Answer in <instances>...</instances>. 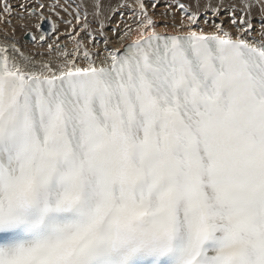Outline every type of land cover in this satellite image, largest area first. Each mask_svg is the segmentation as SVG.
I'll return each mask as SVG.
<instances>
[{
  "label": "snow or ice",
  "instance_id": "6c2138e0",
  "mask_svg": "<svg viewBox=\"0 0 264 264\" xmlns=\"http://www.w3.org/2000/svg\"><path fill=\"white\" fill-rule=\"evenodd\" d=\"M159 6L81 0L72 51L0 50V264H264V0Z\"/></svg>",
  "mask_w": 264,
  "mask_h": 264
},
{
  "label": "bare ground",
  "instance_id": "6f19581e",
  "mask_svg": "<svg viewBox=\"0 0 264 264\" xmlns=\"http://www.w3.org/2000/svg\"><path fill=\"white\" fill-rule=\"evenodd\" d=\"M28 0H15V1H9L7 2L10 4L11 9L14 7L13 3H19L17 6V10L20 11L18 14L12 9V11L8 14L5 15H0V50H2L5 46L8 47V53L10 56L16 57L18 61L23 60V58L20 56V53L22 52L24 56H31L33 57L36 61H41V60H47L51 58V53H53L56 49L57 46L64 44V48H67V50L70 52L73 49L74 46V41H72L70 38V34L73 33V29H80L85 23H88L90 25L89 29H86L85 31H92L93 36H95V29L97 27L96 20L92 16V10L89 8L87 10V20H85V9L83 8H77L76 5L81 3V0H76L78 4L74 5V8H71L69 10V15L66 18L61 17L59 14V6L62 4V0H31L32 3L27 4ZM187 1V0H186ZM49 2V6H48ZM115 2H122V0H114ZM129 4H132L134 0H127ZM150 2H163L166 4L164 7H158L155 9L150 8L149 9V14L151 15L153 12L156 13V16L154 17L158 21L160 20V14L164 12H168L169 15L166 19V23L171 25L173 23L179 24L180 20L183 18V12L180 8L178 7H172L174 4H179L183 3L185 5H188L193 2V0H190L188 2H185L184 0H150ZM202 2H206V0H202ZM226 4L229 5H234L233 7H237L240 3V0H224ZM27 5V11L21 7V4ZM36 3V4H35ZM34 5L30 7L31 5ZM38 5H43V7H38ZM55 5V7H53ZM4 6L3 0H0V9H2ZM66 7L61 6V9H65ZM35 10L38 12L37 15L36 13L32 12ZM26 11V12H25ZM189 12L192 11L191 8L188 9ZM123 12H127V15L123 16V19L126 20L129 24L133 23L134 19H138V17L133 16V10L131 8L121 10V14ZM74 14V17L71 15ZM202 15L205 16L206 19L209 18V14L207 12H202ZM243 13L239 11L237 7L236 12H228L227 15L220 17V19H223L227 21L231 16L233 15H242ZM79 15L80 17V22L79 24L76 21V16ZM45 16H53L56 17L54 20H56V27L57 30L56 32L51 36V37H46V42L42 43L43 38L45 35H43L39 31V26L41 19H43ZM68 17H70L71 25H69L68 22ZM175 18V19H173ZM264 18V13H261L259 8H256L253 10L252 14V20L254 22V27L255 31L251 33V36L249 37L250 40H256L259 41L260 39V32L262 30L260 21L261 19ZM52 19V18H51ZM111 19V18H110ZM120 15L115 16V21L119 22ZM213 21H216L215 17H212ZM8 21V24H5V21ZM59 20L61 21L59 23ZM65 21V22H64ZM186 23V21H185ZM113 23H108L106 24V27L111 28L113 27ZM201 27L205 29L206 32L211 31L207 25H204L203 23L201 24ZM158 31L161 33H164L167 31L168 33L175 34L176 32L179 31V29H173L169 27L168 29H165L163 27L159 28ZM30 32V33H27ZM29 34H32L34 37L33 41H30L27 39V36ZM85 32L82 31L80 32L79 36H77V39L80 38V36H84ZM137 36L133 34L130 38L129 41L136 39ZM88 44V47L91 48L92 44L91 41L88 40L86 41ZM126 41L124 40H119L113 44V47L119 48L122 44H124ZM15 45L16 48L20 50V52L14 51L12 45ZM48 45L55 46L53 47L54 49H49ZM103 45H101L102 47ZM62 48V47H60ZM2 54V53H0Z\"/></svg>",
  "mask_w": 264,
  "mask_h": 264
},
{
  "label": "rangeland",
  "instance_id": "374dc122",
  "mask_svg": "<svg viewBox=\"0 0 264 264\" xmlns=\"http://www.w3.org/2000/svg\"><path fill=\"white\" fill-rule=\"evenodd\" d=\"M9 1H11V0H9ZM12 1H15V0H12ZM17 1V0H16ZM21 1H23V0H21ZM47 1H49V0H47ZM185 2H188V1H190V0H184ZM50 2H51V0H50ZM30 3H32V1L31 0H28L27 1V4H30ZM160 6L159 7H164V6H166V4L165 3H163V2H157ZM19 3H13V5H14V7H12V9L18 14L20 11H18L17 10V8H18V5ZM36 4V3H35ZM75 4H78L77 2H76V0H62V4L59 6V14H60V16L61 17H64L65 18V21H66V18H67V16L70 14L69 13V10H71V8H74V5ZM32 6H34L33 4L30 6V7H32ZM48 6H49V2H48ZM61 6H64V7H66L65 9H61ZM234 6V5H233ZM26 12V11H25ZM32 12H34V13H36L35 15H37L38 14V12H36L35 10H33ZM72 17H74V14H72L71 15ZM45 18H52L53 20H54V18H56V17H53V16H45L43 19H41V21L42 20H44ZM57 19V18H56ZM70 20V17H68V21ZM55 22H56V20H54ZM64 21V22H65ZM61 21L59 20V23H60ZM41 23V22H40ZM57 26V25H56ZM56 30H57V27H56ZM27 33H30V32H27ZM30 35V34H29ZM32 35V34H31ZM46 42V40L45 41H42V43H45ZM64 44H61V45H59V47H62V48H64ZM53 47H55V46H52V49H54Z\"/></svg>",
  "mask_w": 264,
  "mask_h": 264
},
{
  "label": "water",
  "instance_id": "95a60500",
  "mask_svg": "<svg viewBox=\"0 0 264 264\" xmlns=\"http://www.w3.org/2000/svg\"><path fill=\"white\" fill-rule=\"evenodd\" d=\"M40 29L46 34V35H52L53 33V24L50 20H46L42 23ZM29 40H33L31 36L27 37Z\"/></svg>",
  "mask_w": 264,
  "mask_h": 264
}]
</instances>
